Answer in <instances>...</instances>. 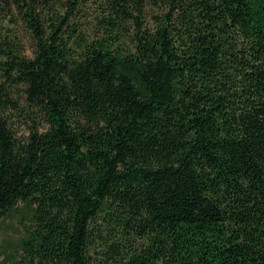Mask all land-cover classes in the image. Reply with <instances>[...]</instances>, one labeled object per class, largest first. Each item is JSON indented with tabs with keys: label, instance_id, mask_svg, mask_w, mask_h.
<instances>
[{
	"label": "trees",
	"instance_id": "obj_1",
	"mask_svg": "<svg viewBox=\"0 0 264 264\" xmlns=\"http://www.w3.org/2000/svg\"><path fill=\"white\" fill-rule=\"evenodd\" d=\"M15 212L2 264H264V0H0Z\"/></svg>",
	"mask_w": 264,
	"mask_h": 264
},
{
	"label": "rangeland",
	"instance_id": "obj_2",
	"mask_svg": "<svg viewBox=\"0 0 264 264\" xmlns=\"http://www.w3.org/2000/svg\"><path fill=\"white\" fill-rule=\"evenodd\" d=\"M28 53H30V51H28ZM13 118L16 120L17 132H19V134L27 133L29 130L27 124L18 126L21 121H24L22 116L16 115ZM27 120L28 124H30L29 119ZM25 221V217H22L20 212H15L10 217H7L0 222V264L14 259L17 256L25 232Z\"/></svg>",
	"mask_w": 264,
	"mask_h": 264
}]
</instances>
